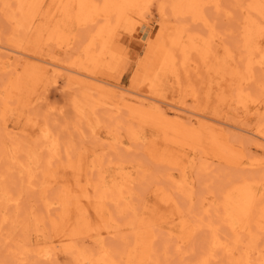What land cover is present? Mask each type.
<instances>
[{"label": "rangeland", "instance_id": "374dc122", "mask_svg": "<svg viewBox=\"0 0 264 264\" xmlns=\"http://www.w3.org/2000/svg\"><path fill=\"white\" fill-rule=\"evenodd\" d=\"M0 45V264H264V0H0Z\"/></svg>", "mask_w": 264, "mask_h": 264}, {"label": "bare ground", "instance_id": "6f19581e", "mask_svg": "<svg viewBox=\"0 0 264 264\" xmlns=\"http://www.w3.org/2000/svg\"><path fill=\"white\" fill-rule=\"evenodd\" d=\"M5 49L6 48H4L3 46H1L0 45V51H5ZM2 53L0 52V55H1ZM5 66V65H4ZM3 67V66H2ZM254 134V135H253ZM252 135L253 136H255L257 139H259L260 141V143H264V132L263 133H261L260 134V132L259 131H257L256 130V132L254 133H252ZM258 142V141H257ZM262 145V144H261ZM264 145V144H263ZM262 145V146H263ZM258 147H259V145H258ZM262 149L264 150V148L262 147ZM261 149V150H262ZM94 176V175H93ZM258 179V178H257ZM257 194V193H256ZM250 195V194H249ZM253 198V197H252ZM253 200H254V198H253ZM215 201H216V199H215ZM224 202V201H223ZM215 205V204H214ZM255 205V204H254ZM16 206V205H15ZM14 206V207H15ZM19 206V205H18ZM209 206V205H208ZM207 206V207H208ZM251 206V205H250ZM217 207V206H216ZM221 207V206H220ZM248 207H249V204H248ZM222 208V207H221ZM232 207H230V209H231ZM258 208V207H257ZM223 209V208H222ZM208 210L209 211H211L212 210V208H211V210H210V208H208V209H206L205 210V212L207 213L208 212ZM224 210V209H223ZM222 210V211H223ZM227 210H228V208H227ZM248 210H249V208H248ZM231 211V210H230ZM234 211V210H233ZM264 211V210H263ZM227 212V211H226ZM215 213V212H214ZM229 213V212H228ZM252 214V213H251ZM238 215V214H237ZM224 216V215H223ZM241 216V215H240ZM245 216V215H244ZM248 216H249V212H248ZM247 216V217H248ZM224 217H226V219H225V223L227 222L228 223V226L230 227V229H229V231H231V234H232V237H235V236H237V232L238 231H242V232H245V233H247L248 231H249V229H250V225H249V219L248 218H250V217H248L247 219H241V218H239L238 219V217L236 216V219H238V222H236V221H234L228 214L226 215V216H224ZM235 217V216H234ZM4 218V217H3ZM213 218H214V216H213ZM241 219V220H240ZM240 220V221H239ZM252 222V221H251ZM211 223V222H210ZM253 224V223H252ZM251 224V225H252ZM206 225V224H205ZM258 226V225H257ZM260 226H261V224H260ZM259 226V227H260ZM217 227V226H216ZM228 228V227H227ZM238 234H239V232H238ZM250 234V232L248 233V235ZM247 235V234H246ZM246 235L244 234V236L246 237ZM239 236V235H238ZM210 237H211V239H210V242H209V246H210V248H218V247H222L223 245H222V243H220V241H219V239H218V237H217V235H216V232H214V231H211L210 232ZM236 238V237H235ZM241 238V237H240ZM237 240V239H236ZM239 240V239H238ZM241 240V239H240ZM234 243H235V241H234ZM237 245H235L234 247H236ZM233 247V248H234ZM238 247V246H237ZM43 249V248H42ZM244 249V248H243ZM238 250H239V248H238ZM247 250V249H246ZM42 250L40 249V252H41ZM227 251H228V253H229V255H233V253H234V251H233V249H228V250H226V254H227ZM241 251H243V250H241ZM45 252V251H44ZM211 252V250L209 251V253ZM239 253H240V251H238ZM249 252V251H248ZM42 253V252H41ZM212 253V252H211ZM211 253L210 254H208L207 255V257L210 255V257H212L211 256ZM235 254H236V252H235ZM249 254V253H248ZM247 254V252L245 251V256H246V258H244V257H242V260L244 259H246L245 260V263L243 262V261H241V262H243L244 264H250V262L249 261H247V257L249 256ZM37 255V254H36ZM42 255V254H41ZM213 255V254H212ZM231 255V256H232ZM244 254H242V256H243ZM234 256V255H233ZM237 256H239L238 254H237ZM236 256V257H237ZM35 257V256H34ZM37 257V256H36ZM39 257H40V255H39ZM27 258V257H26ZM20 259V258H19ZM233 259H234V257H233ZM239 259V258H238ZM237 259V260H238ZM240 259H241V257H240ZM259 259V258H258ZM26 260V259H25ZM236 260V261H237ZM261 260V259H260ZM231 261H232V259H231ZM235 261V260H234ZM236 261H235V263H236ZM22 262H23V260H22ZM238 262H239V260H238ZM259 262V261H258ZM23 264V263H22ZM230 264H234L233 263V261H232V263H230ZM238 264V263H237ZM242 264V263H241Z\"/></svg>", "mask_w": 264, "mask_h": 264}]
</instances>
